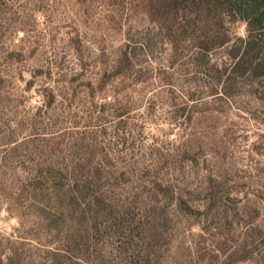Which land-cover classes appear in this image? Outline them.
<instances>
[{"label": "rangeland", "instance_id": "obj_1", "mask_svg": "<svg viewBox=\"0 0 264 264\" xmlns=\"http://www.w3.org/2000/svg\"><path fill=\"white\" fill-rule=\"evenodd\" d=\"M143 2L0 0V246L13 241L19 264H46L65 248L74 214L55 233L47 223L60 196L49 182L36 197L21 186L26 167L64 157L99 168L113 203L136 194L165 208L147 257H135L137 236L106 210L81 264H264L259 81L218 94L192 55L162 43ZM147 30L152 46L131 49L132 72H115L124 45ZM235 31L243 36V24ZM187 104L185 119L175 116ZM154 180L167 193L154 194Z\"/></svg>", "mask_w": 264, "mask_h": 264}, {"label": "trees", "instance_id": "obj_2", "mask_svg": "<svg viewBox=\"0 0 264 264\" xmlns=\"http://www.w3.org/2000/svg\"><path fill=\"white\" fill-rule=\"evenodd\" d=\"M143 3L146 5L144 11L153 17L152 30L158 28L156 34L163 37L162 43L169 45L174 57L187 52L192 55L190 59L194 67L200 68L204 79H211L210 83L219 90L218 94H224L235 83L243 85V82L257 79L260 84L258 99L264 103V0H144ZM237 23L244 26L243 36L235 31ZM150 32L147 30L145 39L132 47L124 45L115 72L124 74L131 67V49L152 46ZM132 68L133 65L131 72ZM50 92L53 99V92ZM194 93V90L190 94L187 92L188 102L194 101ZM187 108L191 106H183L175 116L185 119L184 111ZM190 115L188 112L187 116ZM31 141L24 139L20 144H29ZM58 143L53 142V150L57 149ZM64 158H51L45 166L33 164L26 167L28 176L21 185L23 191H29L36 197L42 188L41 183L49 182L54 194L60 196L57 199V216L47 223L55 233L61 232L64 227L58 224V218H64L66 213L75 216L69 231L61 236V244L65 248L55 247L49 253L46 264H81L88 237L97 232V222L105 217L106 210L116 213L119 218L116 224L118 229L137 236L136 250L133 248L135 257L139 254L147 257L152 241H157L159 221L165 208L138 199L136 194L113 203L115 199H109L104 194L99 168L93 169L80 162L69 167ZM30 174L32 176L29 177ZM152 183L156 189L152 191L154 194L167 193L166 186L156 180ZM6 242L8 246L6 243L0 246V264H19L20 255L13 241L8 239ZM141 249H144L143 252ZM76 250H80V253ZM128 263L136 264V261Z\"/></svg>", "mask_w": 264, "mask_h": 264}]
</instances>
